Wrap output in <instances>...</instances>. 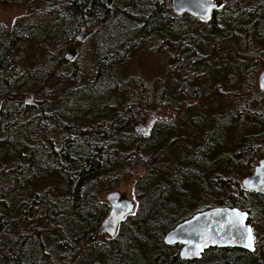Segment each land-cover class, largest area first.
<instances>
[{
    "label": "trees",
    "instance_id": "obj_1",
    "mask_svg": "<svg viewBox=\"0 0 264 264\" xmlns=\"http://www.w3.org/2000/svg\"><path fill=\"white\" fill-rule=\"evenodd\" d=\"M221 1L203 22L170 0H0L29 15L0 25V264H176L165 235L217 207L248 214L257 248L209 264H264V195L240 184L264 160V0ZM155 40L153 76L124 70ZM128 180L133 215L94 241L99 196Z\"/></svg>",
    "mask_w": 264,
    "mask_h": 264
},
{
    "label": "water",
    "instance_id": "obj_2",
    "mask_svg": "<svg viewBox=\"0 0 264 264\" xmlns=\"http://www.w3.org/2000/svg\"><path fill=\"white\" fill-rule=\"evenodd\" d=\"M170 5L174 14L188 15L203 22H209L212 12L217 8L215 0H170ZM69 54L66 55L68 60ZM257 88L264 92V69L257 77ZM24 101L25 105L34 106L31 96ZM147 130V126L142 128L146 132L145 136ZM240 184L248 192L264 195V160ZM104 203L108 206V213L95 236L113 239L124 220L133 215L135 204L116 191L107 193ZM163 243L170 247L182 245V259L199 258L204 251L213 248L254 252V234L248 214L236 208L217 207L197 213L168 232Z\"/></svg>",
    "mask_w": 264,
    "mask_h": 264
},
{
    "label": "rangeland",
    "instance_id": "obj_3",
    "mask_svg": "<svg viewBox=\"0 0 264 264\" xmlns=\"http://www.w3.org/2000/svg\"><path fill=\"white\" fill-rule=\"evenodd\" d=\"M117 1H119V0H109L108 3H109V5L113 6V4ZM250 1H253V0H250ZM218 3H219L218 6L220 7L222 1L218 0ZM13 5L14 4L6 5V6L0 5V25H2L3 27H5L7 29L12 28V26L15 25L16 23H18V21H20L21 18L29 17V15L26 14V12L23 8H19V7L13 6ZM31 18H32L31 19L32 21L39 22L42 25H44L45 27H49V25L52 24V22H54V20H55L54 16H46V14L44 12H41V13L36 14V15H32ZM88 33L89 32L83 33L79 38H81L84 35H87ZM93 37H94V35L92 36V38L90 40L88 39L86 41L88 46H91L90 42H93ZM153 45L154 46L152 48H150L148 50V52H145L143 54L139 53V51L132 53L131 56L129 57L127 64L124 66V70H126L130 75H133L131 71H133L135 69V70L144 72L145 77L153 76L156 72L155 64L157 63V60H156L155 56L151 57V52L154 51L159 46V42L157 40H155V41H153ZM26 47H28V46H26ZM129 49H130V45H128V47L126 48V52H128ZM80 54L85 59H87L88 52L84 49V46L81 48ZM84 64H85V60H84ZM211 103H209L208 106H210ZM32 107H34V106H32ZM158 112H159V114L154 113L153 114L154 117L149 116L147 119V121H148L149 119L155 118L154 120L156 121L155 122L156 127L162 125L164 119L171 120L174 117V113L166 116V115H163L165 113H162V112L160 113V111H158ZM154 120H153V122H154ZM147 121L144 122L143 124L141 123V121H138L137 126H139L141 128H142V126H150V124H148ZM131 127H133V126H131ZM141 128L135 129L136 133L140 134V131H142ZM114 191L118 192L121 195V197L132 201L136 206V201H135L134 196L132 194V192H133V182L132 181L128 180V181L124 182L123 184H121V186H119ZM106 195H107V193H102L99 196V200L104 203ZM257 229L262 231L258 227H257ZM101 238H106V237L100 236L98 238V240ZM259 246H260V244H259ZM262 247H263V244H262V246H260V249L264 255V247L263 248Z\"/></svg>",
    "mask_w": 264,
    "mask_h": 264
},
{
    "label": "flooded vegetation",
    "instance_id": "obj_4",
    "mask_svg": "<svg viewBox=\"0 0 264 264\" xmlns=\"http://www.w3.org/2000/svg\"><path fill=\"white\" fill-rule=\"evenodd\" d=\"M215 3H216V7L217 8H216V10L214 12H212L210 20L212 19L213 16H215L216 14H218V12H220V11H218L220 9L219 6H218V4H219L218 0H215ZM221 5H222V3H221ZM256 242L257 241L254 242V252H255V248H257ZM173 247H174V249L172 251H167V253L173 254L174 256H176V258H177L176 264H182L183 262H189L190 264H209V263L212 262V257H213V253H214V250H212V249L204 251L200 255L199 258L182 259L181 258V250H182L183 246L182 245H176V246H173ZM213 249H216V248H213Z\"/></svg>",
    "mask_w": 264,
    "mask_h": 264
},
{
    "label": "bare ground",
    "instance_id": "obj_5",
    "mask_svg": "<svg viewBox=\"0 0 264 264\" xmlns=\"http://www.w3.org/2000/svg\"><path fill=\"white\" fill-rule=\"evenodd\" d=\"M99 228H100V227H99ZM98 230H99V229H98ZM98 230H97V231H98ZM97 231H96V232H97ZM95 234H96V233H95ZM99 237H100V236H99ZM99 237H98V238H99ZM98 238H96V236H95L94 241H97Z\"/></svg>",
    "mask_w": 264,
    "mask_h": 264
},
{
    "label": "snow or ice",
    "instance_id": "obj_6",
    "mask_svg": "<svg viewBox=\"0 0 264 264\" xmlns=\"http://www.w3.org/2000/svg\"><path fill=\"white\" fill-rule=\"evenodd\" d=\"M250 231V230H249ZM249 241L251 242V237H249Z\"/></svg>",
    "mask_w": 264,
    "mask_h": 264
}]
</instances>
